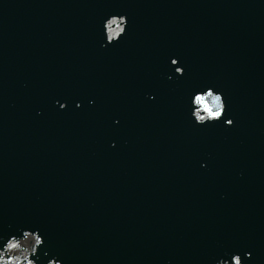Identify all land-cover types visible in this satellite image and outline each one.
I'll list each match as a JSON object with an SVG mask.
<instances>
[{"label":"water","instance_id":"water-1","mask_svg":"<svg viewBox=\"0 0 264 264\" xmlns=\"http://www.w3.org/2000/svg\"><path fill=\"white\" fill-rule=\"evenodd\" d=\"M148 1L164 18L156 25L155 37L183 26L177 15L167 11L169 6ZM210 3L220 10L219 0ZM18 4L22 6V2ZM129 4L133 7V3ZM226 8L233 11L234 4L228 3ZM202 10L207 13L206 4ZM7 11L4 9L1 16ZM240 14L245 16L243 9ZM41 22L42 17H37L36 26ZM254 28L259 31L257 26ZM182 30L189 35L199 34L208 49L219 53L213 58L205 52H185L198 53L200 65L208 67L201 69L206 75L230 78L214 88L223 94L225 86L237 85L232 72L240 57L234 53L262 52L257 42L245 47L229 46L226 42L232 36L228 30L211 37L197 26L192 32ZM3 42L0 34V43ZM173 57L187 64L190 72H198L193 64L196 57L187 54L176 57L175 53L159 52L149 64L154 66L159 59H166L159 69L165 73L176 68L170 63ZM35 73L19 67L12 80L35 77ZM153 82L152 70L145 68L139 86L144 88ZM247 82L248 79L242 86L248 87ZM224 100L228 109L238 110L233 95H225ZM1 101L6 108L5 101ZM138 141L145 142V138L139 136ZM75 144L46 128L0 116V234L39 229L45 241L38 249L39 264L49 260L53 264H108L99 255L107 249L115 258L112 264H218L224 259L231 264V254L235 253L240 254L241 264H264V200L248 199L252 203L249 210L242 198L225 190L201 188L188 180L155 172L148 163L103 157L99 151L93 152L92 170L88 154ZM260 160L264 166V154ZM262 165L254 175L244 174L246 180L237 173L242 179L238 183L246 189L256 186ZM114 234L117 239L112 243ZM122 240L124 245H119ZM246 251L252 252L251 259L244 258Z\"/></svg>","mask_w":264,"mask_h":264},{"label":"clouds","instance_id":"clouds-1","mask_svg":"<svg viewBox=\"0 0 264 264\" xmlns=\"http://www.w3.org/2000/svg\"><path fill=\"white\" fill-rule=\"evenodd\" d=\"M127 24L128 19L126 15H109L104 20L103 43L101 47L117 42L125 34ZM170 63L174 66L177 65V58L173 57ZM175 72L178 75H182L183 69L176 67ZM153 98V96H149V99ZM92 102L89 101V103ZM59 107L61 110L64 109L66 103H60ZM76 107H81L80 102L76 103ZM188 107L190 109V118L194 124L203 126L220 120L225 111L226 104L221 91L213 87H206L194 89L189 93ZM232 124V119L224 121L226 127ZM201 166L204 167L205 165L202 164ZM44 242V237L40 234L39 229L31 230L25 228L11 233L0 234V264H39L38 249L43 246ZM251 257V251L244 253L245 259H251ZM47 264H53V261L49 260ZM56 264H60V262L56 261ZM218 264H229V261L224 259L219 261ZM231 264H241L239 253L231 254Z\"/></svg>","mask_w":264,"mask_h":264}]
</instances>
